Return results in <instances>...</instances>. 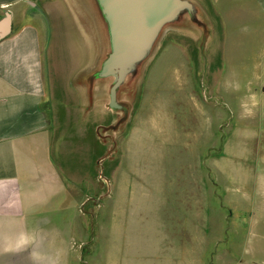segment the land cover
<instances>
[{"label":"rangeland","instance_id":"1","mask_svg":"<svg viewBox=\"0 0 264 264\" xmlns=\"http://www.w3.org/2000/svg\"><path fill=\"white\" fill-rule=\"evenodd\" d=\"M181 1L191 8L174 9L148 52L131 58L113 106L99 0H88V26L69 19L56 33V157L82 212L69 264H264V213L250 224L237 205L244 179L233 175L244 136L259 127L256 117L236 125L230 93L247 83L235 69L248 76L263 48L234 0ZM31 253L25 264L51 259Z\"/></svg>","mask_w":264,"mask_h":264},{"label":"crops","instance_id":"2","mask_svg":"<svg viewBox=\"0 0 264 264\" xmlns=\"http://www.w3.org/2000/svg\"><path fill=\"white\" fill-rule=\"evenodd\" d=\"M234 4L253 22L250 31L263 48L248 76L235 69L233 80L247 83L230 92L236 125L244 128V121L256 117L259 127L255 135L244 136V151L235 155L233 167L236 180L244 179L237 205L246 210L252 224L263 215L259 211L264 213V0H234ZM87 5L88 0H0V262L4 264H25L35 250L37 256L51 258L46 264H65L66 256L69 264L74 255L75 218H81V205L71 195L77 183L66 176L56 157L61 152L50 105L58 98L56 33L62 24L69 27V19L71 28L83 22L82 17L88 26ZM219 7L226 18L224 7ZM223 163L219 167L228 174L225 158Z\"/></svg>","mask_w":264,"mask_h":264},{"label":"water","instance_id":"3","mask_svg":"<svg viewBox=\"0 0 264 264\" xmlns=\"http://www.w3.org/2000/svg\"><path fill=\"white\" fill-rule=\"evenodd\" d=\"M114 6L122 14L116 16L110 26L113 50L103 64L101 75L115 74L117 80L111 89L112 106L115 103L116 90L123 82L130 66L131 58H141L149 50L162 23L174 9L191 8V4L181 0H113ZM151 16L161 17L145 38L141 39L138 52H133V43L137 32L147 24Z\"/></svg>","mask_w":264,"mask_h":264},{"label":"bare ground","instance_id":"4","mask_svg":"<svg viewBox=\"0 0 264 264\" xmlns=\"http://www.w3.org/2000/svg\"><path fill=\"white\" fill-rule=\"evenodd\" d=\"M103 14L106 18L107 23L111 26L114 18L120 14H122L121 10H118L114 4H113V0H99ZM161 21V17H154L151 16V18H149V21L147 22V24H145L140 31L137 32V36L136 39L133 43V52H138V47L141 44V39L145 38L147 34L151 31V29ZM83 37V36H82ZM94 48V47H93ZM88 49V48H87ZM95 50V49H94ZM94 55V54H93ZM128 93L130 94V92L128 91ZM133 96V95H131ZM100 101V100H99ZM104 107V106H103Z\"/></svg>","mask_w":264,"mask_h":264}]
</instances>
